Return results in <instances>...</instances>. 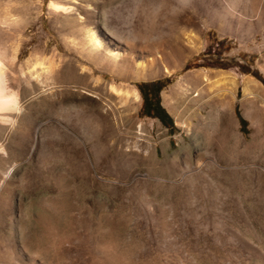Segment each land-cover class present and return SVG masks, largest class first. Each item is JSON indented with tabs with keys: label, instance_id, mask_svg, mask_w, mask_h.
Returning a JSON list of instances; mask_svg holds the SVG:
<instances>
[{
	"label": "rangeland",
	"instance_id": "374dc122",
	"mask_svg": "<svg viewBox=\"0 0 264 264\" xmlns=\"http://www.w3.org/2000/svg\"><path fill=\"white\" fill-rule=\"evenodd\" d=\"M0 81V264H264V0H0Z\"/></svg>",
	"mask_w": 264,
	"mask_h": 264
},
{
	"label": "bare ground",
	"instance_id": "6f19581e",
	"mask_svg": "<svg viewBox=\"0 0 264 264\" xmlns=\"http://www.w3.org/2000/svg\"><path fill=\"white\" fill-rule=\"evenodd\" d=\"M50 5H52L53 7H57L56 5H54V3H52V2H50ZM139 43V42H138ZM157 43V42H156ZM174 43V42H173ZM96 44H98L100 47H103L104 45H103V43L101 42V40H99L98 38H95V45ZM140 44H142V42L140 43ZM139 44V45H140ZM147 45H149L148 43H146ZM145 44V45H146ZM146 45V46H147ZM141 46V45H140ZM171 46H172V44H171ZM141 47H143V46H141ZM148 47V46H147ZM146 47V48H147ZM151 47V46H150ZM160 47H162V44H161V46ZM105 48V47H104ZM103 48V49H104ZM154 54L153 55H151V54H148L147 53V58H145V60L143 61V62H145V64H150V63H152L154 60H156L157 61V59L156 58H160L161 59V53L159 54V47H158V45H155L154 47ZM163 48V47H162ZM162 48H160V49H162ZM170 48H172L171 49V54L173 55V56H179V57H181V56H183V54H184V50L182 49V48H180V47H178V46H174V47H170ZM149 49V48H148ZM150 50V49H149ZM148 50V51H149ZM105 51V50H104ZM108 54L110 53V54H112L111 56H113V57H118V55H119V53H118V51H116V52H112V51H110V50H107L106 51ZM147 52V51H146ZM150 52H152V51H150ZM163 53V52H162ZM137 54H140V56L142 57L143 56V54H145V51L144 50H141V49H136L135 47H134V45L133 46H131L130 48H129V51L128 52H126L124 55H125V62H127L128 64H130V63H132L133 64V62H135L134 60H135V57H136V55ZM163 55V54H162ZM164 55H165V53H164ZM162 60V59H161ZM160 60V61H161ZM143 64V63H142ZM144 66V65H143ZM127 67H128V65H127ZM124 68V67H123ZM132 69V68H131ZM130 71V70H129ZM136 75H137V73H136ZM138 76H140V75H138ZM137 76V77H138ZM145 77H152V75L151 74H148V75H146ZM1 82V81H0ZM258 81L256 80V79H254L253 77H251V76H246V77H244V79H243V81H242V84H243V93H246V95H251V96H255L254 95V90H257L258 89V83H257ZM245 95V94H244ZM133 96H134V98L135 99H137L138 98V93L135 91L134 93H133ZM257 96V95H256ZM259 96V95H258ZM257 98V97H256ZM14 100L12 99V98H10L9 96H7V95H5L4 93H3V87L1 86V84H0V108H10L11 106H13V104H14ZM254 109H256V108H254ZM254 112V111H253ZM257 113H258V111H257ZM259 117V116H258ZM258 117H257V114L255 113L254 115H252L251 116V125H252V129H253V131H254V133L256 134L257 133V131H258Z\"/></svg>",
	"mask_w": 264,
	"mask_h": 264
},
{
	"label": "trees",
	"instance_id": "16d2710c",
	"mask_svg": "<svg viewBox=\"0 0 264 264\" xmlns=\"http://www.w3.org/2000/svg\"><path fill=\"white\" fill-rule=\"evenodd\" d=\"M159 81H155L150 83V86L152 90L156 91L155 93L157 94V98L152 102V99L148 96L149 92L146 90L144 92V99L146 100V103L144 104V113L147 116H152V117H157L158 111L161 112L162 114V123L167 124V119H168V114L165 111V109L161 106L160 104V99H159V91H160V86H159ZM157 108V112H153V108Z\"/></svg>",
	"mask_w": 264,
	"mask_h": 264
},
{
	"label": "flooded vegetation",
	"instance_id": "af4514ba",
	"mask_svg": "<svg viewBox=\"0 0 264 264\" xmlns=\"http://www.w3.org/2000/svg\"><path fill=\"white\" fill-rule=\"evenodd\" d=\"M150 90H152V88L151 89H149V90H147L148 92H149V94H148V96L151 98V95H152V93L150 92ZM146 91V90H145ZM152 99V102L154 101L153 100V98H151ZM146 103V100L144 99V104ZM158 110H157V108H153V112H157ZM156 118H158V120L160 121V122H162V114H161V112H159L158 111V115H157V117Z\"/></svg>",
	"mask_w": 264,
	"mask_h": 264
},
{
	"label": "crops",
	"instance_id": "0c3cea01",
	"mask_svg": "<svg viewBox=\"0 0 264 264\" xmlns=\"http://www.w3.org/2000/svg\"><path fill=\"white\" fill-rule=\"evenodd\" d=\"M161 104V103H160ZM162 124V123H161Z\"/></svg>",
	"mask_w": 264,
	"mask_h": 264
}]
</instances>
